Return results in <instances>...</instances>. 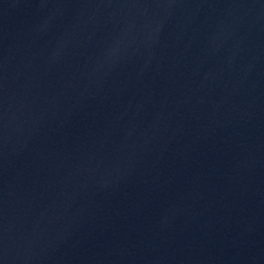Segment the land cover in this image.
I'll return each mask as SVG.
<instances>
[{
    "label": "water",
    "instance_id": "95a60500",
    "mask_svg": "<svg viewBox=\"0 0 264 264\" xmlns=\"http://www.w3.org/2000/svg\"><path fill=\"white\" fill-rule=\"evenodd\" d=\"M0 264H264V0H0Z\"/></svg>",
    "mask_w": 264,
    "mask_h": 264
}]
</instances>
